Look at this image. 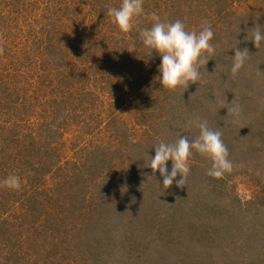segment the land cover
Segmentation results:
<instances>
[{
    "label": "rangeland",
    "instance_id": "374dc122",
    "mask_svg": "<svg viewBox=\"0 0 264 264\" xmlns=\"http://www.w3.org/2000/svg\"><path fill=\"white\" fill-rule=\"evenodd\" d=\"M119 4L0 0V264H264V46L244 39L264 0H144L126 35L106 14ZM153 12L213 30L188 88L155 79L138 39ZM237 46L250 55L233 77ZM197 118L221 132L232 172L210 177L194 153L166 189L144 165L197 136Z\"/></svg>",
    "mask_w": 264,
    "mask_h": 264
},
{
    "label": "clouds",
    "instance_id": "9594fccd",
    "mask_svg": "<svg viewBox=\"0 0 264 264\" xmlns=\"http://www.w3.org/2000/svg\"><path fill=\"white\" fill-rule=\"evenodd\" d=\"M107 16L111 18L121 35H126L136 26L137 18L145 15L144 0H120L119 7L107 10ZM151 26L138 30V39L143 49L153 57H159L160 64L157 68L158 76L155 78L161 88L174 91L178 87L188 88L200 79V63L202 59L207 64L215 55V46L212 43L214 33L210 26H203L199 31H189L185 24L176 20L164 22L159 15L151 13ZM245 41L253 42L259 49L264 46V25L256 23L246 30ZM135 52L133 46L127 49ZM231 75L237 76L245 66L249 51L238 46L232 49ZM206 58V59H205ZM239 107L233 108L234 114L239 116ZM189 126L198 128V135L191 140L186 136L179 137L174 143L160 142L153 149L154 156H149V161L144 165L155 174L157 171L163 177L162 187L166 189L174 181L183 185L190 174V159L193 154L207 157L211 161V167L207 175L213 178H222L233 169L229 159L228 149L222 140L220 131L211 129L207 121L199 118L188 121ZM171 161V171L167 165ZM179 174L180 179L176 180ZM6 188L18 191L21 188V179L18 175L10 174L3 181Z\"/></svg>",
    "mask_w": 264,
    "mask_h": 264
}]
</instances>
